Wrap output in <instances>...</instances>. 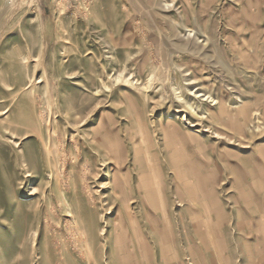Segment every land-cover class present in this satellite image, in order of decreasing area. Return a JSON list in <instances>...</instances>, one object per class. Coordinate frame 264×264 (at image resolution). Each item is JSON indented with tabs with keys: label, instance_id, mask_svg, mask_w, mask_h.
Wrapping results in <instances>:
<instances>
[{
	"label": "rangeland",
	"instance_id": "1",
	"mask_svg": "<svg viewBox=\"0 0 264 264\" xmlns=\"http://www.w3.org/2000/svg\"><path fill=\"white\" fill-rule=\"evenodd\" d=\"M0 264H264V0H0Z\"/></svg>",
	"mask_w": 264,
	"mask_h": 264
},
{
	"label": "bare ground",
	"instance_id": "2",
	"mask_svg": "<svg viewBox=\"0 0 264 264\" xmlns=\"http://www.w3.org/2000/svg\"><path fill=\"white\" fill-rule=\"evenodd\" d=\"M27 52H28V51H27ZM43 53H44V52H43ZM43 53L41 54V56H39V59H40V60H38V63L41 61V58L43 57ZM31 58H32V57H31L30 53L28 52V53L25 55V57L22 59L24 66L28 65L29 60H30ZM34 91H35V83H34V85H33V84L31 85L30 93H34ZM45 95H46V98H45L46 108H45V109H46V112H47L48 116H49V117H52V116L54 115L53 104H52V102H51V100H50L48 90H45ZM61 202H62V204H63V206H64V208H65V212L67 213V215H68V217L70 218L71 222H72L73 224H76L75 210H73V208L70 206L67 197H64V196H63ZM80 236H81V234H80ZM82 243H83L84 246H86V245L84 244V243H85L84 241H83Z\"/></svg>",
	"mask_w": 264,
	"mask_h": 264
}]
</instances>
